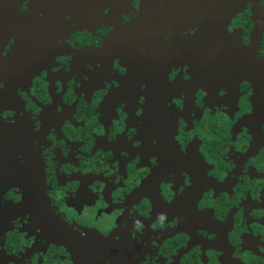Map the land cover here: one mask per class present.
Here are the masks:
<instances>
[{
    "label": "flooded vegetation",
    "instance_id": "af4514ba",
    "mask_svg": "<svg viewBox=\"0 0 264 264\" xmlns=\"http://www.w3.org/2000/svg\"><path fill=\"white\" fill-rule=\"evenodd\" d=\"M0 264H264V0H0Z\"/></svg>",
    "mask_w": 264,
    "mask_h": 264
}]
</instances>
